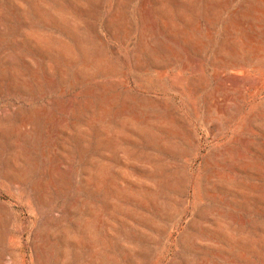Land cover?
Listing matches in <instances>:
<instances>
[{"label": "rangeland", "instance_id": "obj_1", "mask_svg": "<svg viewBox=\"0 0 264 264\" xmlns=\"http://www.w3.org/2000/svg\"><path fill=\"white\" fill-rule=\"evenodd\" d=\"M0 264H264V0H0Z\"/></svg>", "mask_w": 264, "mask_h": 264}]
</instances>
